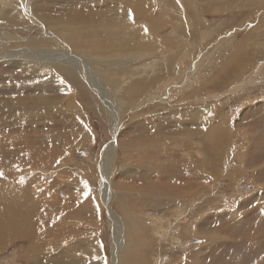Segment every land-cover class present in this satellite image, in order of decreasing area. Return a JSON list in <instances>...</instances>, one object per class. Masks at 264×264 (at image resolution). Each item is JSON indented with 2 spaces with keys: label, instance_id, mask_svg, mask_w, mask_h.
<instances>
[{
  "label": "rangeland",
  "instance_id": "374dc122",
  "mask_svg": "<svg viewBox=\"0 0 264 264\" xmlns=\"http://www.w3.org/2000/svg\"><path fill=\"white\" fill-rule=\"evenodd\" d=\"M14 1L16 4H20V0ZM73 1L75 4H80V0ZM91 1L96 12H101L106 4L112 2V0ZM120 1L121 0H119V2ZM215 1L223 2L218 4L223 8L216 10V7H212L211 11H205L204 13L199 10V2H202L200 0H152V13L155 20L161 19V21H163V23L157 28L148 26L149 21L146 17L141 16L139 12H130L125 8L122 13L120 8L118 11L103 14V16H109L110 19L113 17L120 18L121 22H119V26L125 28L124 32L125 30L128 32L127 30H130V28L133 30L132 27L140 26L143 30L142 35L143 32H146L149 36L154 37L157 45V50L152 53L151 56L136 60L137 62L132 64V66H138L137 70H141L142 74L136 73L138 75H136V80L135 78L130 80L132 84L139 83L141 86H144L139 93L143 100L147 99L152 103L145 104L143 109L127 111V109L122 108L119 111V108L114 106V102L120 104L118 99H121L119 91H117V86L108 85V91L105 90V94H107L106 101L108 104L113 105V115L117 112L119 113V118L114 119V123H116L118 130L115 139L117 145L114 147L115 155H113V158H110V161L106 160L104 163L105 171L106 169L110 171L108 184L103 185L100 182V177L106 176V172L102 169L99 163L102 160V148L112 140V122L110 123L108 120L107 115L109 113L106 114L108 109L107 104L99 99L86 82L76 83L78 86L72 88L74 90L73 93L69 92L70 89L65 90L63 95L64 99L68 100L69 97L70 101L75 99L77 105L73 108L65 107L64 109L58 107L61 109L60 114L56 111L53 112L52 110L54 108L50 105L38 110V113L30 115L32 116L31 118L28 114L27 116H29L30 120L23 122L25 117L20 118L19 120L12 117L10 111L13 108L8 112V116L11 118L10 124H13L9 126V129L15 131L12 136L14 135L15 138L19 140L18 136L23 133L25 135V140H23V142L25 145H31L28 139L35 141V138L32 134L29 137L26 136L33 133L34 128L39 126V129L43 128L45 145L50 146L52 148L50 150H55V155H58L53 159L49 158L48 160L50 163L47 161L34 171L33 167L21 164L22 166L12 167L10 172L7 173L3 169H0V173H2V175H8L15 171L14 176L16 182L18 183L17 178L21 175L19 180L23 183L22 185H30L31 188L33 186V194L39 195V197L33 202L34 205L32 204L30 207L31 214L29 215V218L31 219L33 217L31 220H38L40 217H43L42 213L44 212V215H53L54 213V217L56 218H54L55 220L53 221H55L57 225L56 227H58L56 230L61 231V237L63 238H61L59 243L57 242L56 244L51 241V244L46 245V247L49 248L47 251L53 254V256L58 255L56 258H60L59 264H110L112 247L109 236L112 235V224L111 218L106 212V207L102 204L101 196L102 190L108 193V195L113 194L109 201V207L119 216L121 214L119 211L121 204L119 203L120 201L117 200L116 189L119 191V195L122 193L121 189H123L125 194L130 199L132 198V204L128 199V203L126 202L127 204H125L128 205L129 209H127V213L129 215L137 219L140 218V220L142 219L141 221L143 223H147L151 217V219L156 220L157 222L162 221L164 225L163 229L160 228L165 234L162 238L156 236V234L154 235L151 230L152 227L148 224H145V231H139V239L143 238L142 240L146 242L144 243V246H141L140 251L132 250V257L134 258L132 264L181 263V259L178 258H186L188 251H190L191 248L193 249L194 246L197 247L200 245L199 242L203 240L201 235H196L195 233L200 232L202 234L206 231H211L217 238L215 237L211 243L203 245V264H233L231 261H240V263L243 264L245 256L247 259H253V263L263 256L260 264H264V220H259L257 222L251 221L250 225L246 226L247 218L255 219L252 211L246 214L242 222L240 221L236 223L224 218L225 216L215 217L214 214L209 213L222 209L227 204L228 206L230 205V207H235L237 202L242 203L243 201L241 205L245 207V203L251 202V199L260 198L263 199L261 201H264V188H261L263 186L261 183L254 182V186L251 184V177L248 174L245 176L236 174L239 171L237 170V167H240L236 155L240 152L242 144L248 148L251 146L247 144L251 143L255 150L248 149L250 150L248 154L258 155V159L263 157V151L259 149L261 144H259V142L257 143V139L264 142V45L262 44V42H264V35L262 34V31H264V4L263 6L258 5L257 7L252 8L256 5L247 4V2H244L243 0ZM225 2H228V5ZM50 3L44 4V2H40L38 5H34L33 14L46 15L54 18L75 16V21H73L74 24L79 25L80 23H85L83 20H80V18L85 15L77 12V9L80 7L74 6V10H72V6L68 7L66 4ZM262 3H264V1ZM172 5L173 7H171ZM61 7H68V11L63 13L59 10ZM172 8H174V10H172ZM251 9L258 10L254 12ZM4 10L10 12L11 7H8V5L7 7L4 6ZM184 20L188 23L191 21V27L187 26L188 23L183 24L181 22ZM39 21L42 22L41 19H39ZM111 21L114 22V20ZM184 25L187 27L183 28ZM26 26L28 27V30L24 29L23 25L18 24L14 19L12 20V18L9 17V13H5L4 16L0 15V33L5 32L8 35L20 37L17 39L18 42L9 43L7 46L1 48L0 52L7 48L23 46L20 45V43L23 42L27 35L40 36L44 34V29L43 31H40L41 27L35 22L29 21ZM43 27L47 32H53V29L48 27L45 22ZM250 29L253 31L251 34L247 35ZM258 29H261L262 31ZM257 31H259V33ZM230 34H233L231 35L233 38L229 42V39L226 40V38ZM242 38L244 39L242 40ZM238 41L242 42V46L239 49L240 52L238 51V55L235 56L236 58L234 57L235 61L232 63L231 61H228L229 63H226L225 61L228 59L225 58L232 56L231 54L235 50L233 52L230 51L237 48ZM252 41H254V43H252ZM256 41L259 42L257 46ZM204 44H208L205 51L207 52L210 50V54L206 55V52L201 53ZM51 47H54V45L49 46L45 44L39 48L36 47L33 50L40 52L43 49L46 50ZM253 50H255L256 53H254L255 51ZM74 54H78V52H74ZM236 61H238V63H236ZM89 62H93V58L89 59ZM223 62L224 69L220 68ZM10 63H13V61H9L5 64V68L11 71L9 74L4 73L6 70L0 71V85H28V87L32 89L38 87L39 84H44L45 87L42 95L49 98L53 97L50 91H55V88L52 86V78L49 75L45 76L44 73H41L39 74L40 78L37 75L35 76L34 73L33 76L31 74L28 78L23 79V72H20V67L12 66V64L9 65ZM239 63L241 64L240 66L243 67V74L239 70L242 75L234 80L235 77H233L234 75H232V72L237 70ZM2 64L4 67V63ZM42 66L45 68V64ZM125 68L127 75H129V73L131 74V69L128 71L129 66H125ZM192 68H194L193 70L196 69L194 73ZM95 72H97V75L99 74V71L95 70ZM11 75L12 77H10ZM119 75L121 74L119 73ZM157 78L160 80L156 83H152L153 80ZM231 81L234 83L235 88L233 92L229 90L231 84H233H230ZM62 83L66 85L63 87L62 85H57L59 95L62 93V88H65L69 84L66 78L62 79ZM183 85L187 94H180L182 91L173 92L176 89H180ZM18 87L17 90L19 92L16 94L19 96L20 88ZM30 89L27 91H31ZM192 90H194V92ZM31 95L32 94H23L22 98ZM181 96H186L185 100H181ZM138 98H140V96ZM149 98H151V100ZM140 99L138 101H140ZM20 101L23 100L21 99ZM204 105H206L208 109L203 115L210 118L214 117L215 119L218 117L217 111L219 109L220 113H222V115L224 113L225 116H223L226 117L230 115L232 111L238 110L240 105L244 106L239 112H237L238 118L235 115V121L232 120L231 124L233 126V129L231 128V130H235L238 133H234L233 131L229 132L228 137L224 139L223 143L220 146L215 147V150H211L214 153L208 150L205 142H203L204 144L198 143L197 139L199 137L197 136H199V131L202 129L200 125H195L193 120L182 121V117L177 116L182 114L183 107L184 109L185 107L198 108ZM16 106H19V104H16ZM140 112V117L134 119L131 118L132 114H140ZM11 113H16L14 114L15 116L19 115L18 112L15 111ZM148 114H151L152 116L155 115L150 122H147V117H145L148 116ZM170 115L173 116V118L168 119ZM37 117L40 118V120L37 121ZM137 118H139L140 121L144 118L143 124L145 125L141 124L136 127V122H138L136 121ZM153 118H155V121ZM188 122H192V125H188ZM152 125L154 127H152ZM2 126L3 124L1 127ZM85 126L86 128H82ZM0 131L4 134L11 132L5 130ZM244 132L249 133V141L240 138ZM173 134L175 139L173 138ZM7 136H4V138L9 139ZM163 137H167L168 139H163ZM170 138L174 140H171ZM241 141L244 142L242 143ZM56 150H59L57 151L59 154ZM11 151L12 152H9V156L11 157L10 162H13V154L16 155L15 153L18 151ZM63 151H66V153ZM157 155H159V157H157ZM245 155L247 156L246 153ZM0 158L1 160H4L3 156H0ZM258 159L252 160L251 156L248 157L246 161L247 167L249 168L252 162L257 161ZM182 162H185V164L183 165ZM44 164L49 165L45 166ZM207 176H211V179H207ZM76 177L80 179V184L85 185V197L88 199V203H85V197L80 196L77 193V189L80 188ZM215 178L219 181L210 186L211 181ZM39 181L40 183H38ZM11 182L14 181L11 180ZM181 183L185 184V192L188 193L189 186L193 190V193L191 194L192 196L190 195V198L193 201L191 202L189 217L195 218L196 224L194 225V228L189 229L190 236L193 239L190 242H185L183 237H180L186 224L182 219V216L185 211L187 212V205L183 206L184 213H178V219L176 221V219H174L176 218V211L178 209L180 211L182 210V207L180 206L182 204H180L181 200L176 204V201L178 200L175 199L176 197H172L171 199L167 197V187L168 189L170 188L169 192L175 193L176 187ZM205 185L206 187L204 188ZM40 191L45 194H41ZM252 192L257 193L250 196ZM245 196H249L250 198L244 200L243 198ZM166 200L168 201L167 204H165ZM252 201L254 202V200ZM82 204L84 206H82ZM62 207L65 210H63ZM130 209H132V211ZM247 210L251 209L245 208V211ZM130 211L133 212L132 214L134 216L130 214ZM205 211V216H202L201 220H197L200 217V214ZM69 215L73 216L71 217ZM168 220L170 224L167 223ZM43 221V223L41 222L42 224L40 223L37 225L39 227L37 229L43 230L46 227L51 226V224L49 225L45 223L46 218L43 219ZM88 221H90V223ZM70 224H72V226H70ZM174 224L178 229L172 226ZM172 228H175L177 231ZM231 228L232 230H230ZM72 229L74 231H71ZM79 229L80 231H78ZM65 230L75 234L76 239H82L85 246L76 247L75 251L72 248H67L69 247L70 240L67 238L68 235L64 232ZM86 230L89 232L87 233ZM191 230H193V232ZM170 233L172 235H169ZM167 234L170 239H168ZM239 235L242 236V238L247 237L248 243L246 244V247L241 246L242 243L237 244V242H239L238 239H240ZM29 236V238L33 237V235ZM172 236L179 239L178 242L173 241ZM82 237L86 239H83ZM87 239H89L90 242ZM98 239L99 241H97ZM22 240L23 239H18L12 242L10 241V243L2 247V250H0V264H27L25 256H30L32 249L29 248L28 244H22ZM231 240H235V243L229 244L228 241ZM112 241H115V239H112ZM94 243H97L100 247L97 244V246L94 245ZM62 248L63 250H61ZM77 248L82 249V251ZM233 250H235V252ZM246 251L249 255H246ZM100 255L104 257L102 259L103 263H99ZM74 256L76 257L74 258ZM156 258L157 260L159 259L158 262H156ZM80 260L82 262H80ZM95 260L97 261L95 262ZM130 260L131 256L127 261ZM191 262H193V260H191Z\"/></svg>",
  "mask_w": 264,
  "mask_h": 264
},
{
  "label": "bare ground",
  "instance_id": "6f19581e",
  "mask_svg": "<svg viewBox=\"0 0 264 264\" xmlns=\"http://www.w3.org/2000/svg\"><path fill=\"white\" fill-rule=\"evenodd\" d=\"M200 1H202V2H199V10L204 12V13H205V11H211L212 7H216V10L223 8V7H220L218 5V4L223 3V2H218V1L216 2L215 0H207V1L206 0H200ZM243 1L247 2V4L249 3L252 5H256V6H253L252 8L257 7L258 5L263 6V4H264V3H262L264 0H243ZM29 2H30V6H29ZM40 2L41 3L44 2V4H47L50 2L62 3V4L68 5V7L72 6L71 7L72 10H74V8H75L74 6H78L80 8L77 9V12H80L83 15H85V16H82L80 18V20H83V22H85V23H80L79 25L74 24L73 21H75V19H74L75 16H70V17L64 16V17H60V18H54V17H48L46 15H44V16L38 15V14L34 15L33 14V10H34L33 6L38 5ZM91 2H92L91 0H80V4H75L73 0H33V1H31V0H20V4H16L14 0H0V15L4 16L5 13H9V17H11L12 20L14 19L15 21H17L18 24L23 25V28L27 29V30H28V27L26 26V24H28L29 21L35 22L37 25H39L42 28V29L40 28V31H43V29H44L43 35H40V36H38V35H33V36L27 35L24 40L21 39V40H23V42H21L20 45H23V46L14 47V48H7L6 50L0 52V71L6 70V72L4 71V73L9 74L11 71H9V69L5 68L6 67L5 64H7L9 61H13V63H10L9 65L12 64V66H19L20 72H23V76H22L23 79L28 78L29 75H31V74L33 76L34 73H35V76L37 75L39 77H40L39 74L44 73L45 76L49 75L52 78V86H54V88H55L54 89L55 91H53V92L50 91V93L52 94L53 97L49 98V97H44L42 95V93L44 92V87H45L44 84H39L38 87H34L32 89H30L28 87V85H22V86L10 85V84H6L4 86L0 85V119H1L0 130L11 131L9 129V126L13 125V124H10L11 118H9L8 112L12 108L13 109L10 111V114H12V117H14L16 120H19L20 118L25 117L23 122H26V121H29L30 118L32 117L30 115H33L34 113L36 114V113H38V110H40L44 107L50 106V105L54 108L52 111L53 112L56 111L59 114L61 113L60 108L64 109L65 107H67V108L75 107L77 105V103L75 102V99L70 101V97H69L68 100H65L63 97L64 92H65V90L70 89L69 92L73 93L74 90L72 88L75 86H78L76 83L86 82L88 84L89 88L93 92L96 93V95L99 97V99H101L103 102H105L107 104L108 109L106 111L107 112L106 114L109 113L107 115L108 120L110 121V123L112 122V126H111L112 127L111 128L112 129V140L109 141L104 148H102V150H101L102 160L99 163V165L105 171V168H104L105 164L104 163L106 162V160L110 161V158H113V155H115L114 154V147H115V145H117L115 139H116V136H117L116 134H117L118 130H117L116 123H114V119L119 118L118 112L113 115V111H114L113 105L108 104V102L106 101L107 94H105L106 93L105 90L108 91V85H116L117 86V91H119L121 99H118L120 101V104H118V102H114V106L118 107L119 111L122 108L127 109V111L128 110L133 111V110L143 109V106L145 104L152 103V102L148 101L147 99L143 100L142 96L139 93L142 90V88H144V86H141L139 83H133L132 84L130 82V80H133L134 78L136 80V77L138 76L137 74H139V73L142 74L141 70L140 71L137 70L138 66L135 67V66H132V64L134 62H137L136 60L144 59V58L151 56L152 53H154L157 50V45L155 43L156 40L154 37L149 36V34H147L146 32H143V35H142L143 30L140 26L139 27H132L133 30H131V28H130V30H127L128 32H126V30L124 32L125 28H121L119 26V22H121L120 18L113 17L110 19L109 16H103V14H107L108 12H115L121 8V10H120L121 13L125 9L129 10L130 12H133V11L139 12L141 16L146 17L147 20L149 21L148 26H152V27L157 28V27H159V25H161L163 23V21H161V19L155 20V17L153 16V13H152V11H153L152 0H121L120 2H119V0H112V2L108 1L110 4H106L105 8L101 12H96L93 8V3L91 4ZM225 3L227 4L228 2H225ZM225 3H224V5H225ZM7 5H8V7L9 6L11 7L10 12H7L4 10V6L7 7ZM232 6H234V5H232ZM68 7H65V8L61 7L59 10L64 13L65 11H68ZM171 7H173V5ZM242 8H244V7H242ZM172 10H174V8H172ZM251 10L255 12L258 9H251ZM39 19H41L42 22H40ZM111 20H114V22ZM190 20H191V18H190ZM191 21L189 23L187 21L185 22V20L181 21V22L183 24L188 23L187 26L191 27V25H190ZM44 22L46 23V25L48 27L53 29V32H49V31L47 32L45 30V28L43 27ZM123 27H125V26H123ZM186 27H185V25L183 26V28H186ZM258 30L262 31L261 29H258ZM252 31L250 29L249 33L248 34L246 33V34L249 35L252 33ZM192 32H195V31H192ZM257 32L259 33V31H257ZM187 33H189V32H187ZM262 34L264 35V31H262ZM231 35H233V34H230L226 38V40L229 39V42L233 38V37H231ZM260 36H262V35H260ZM18 38H20V37H17L14 35H8L5 32L0 33V49L7 46L9 43L18 42V40H17ZM243 39L244 38H242V40ZM254 41H252V43H254ZM190 43H193V42H190ZM45 44H47L49 46L54 45V47L48 48L46 50L43 49L40 52H36L33 50L34 48H36V47L39 48L40 46L45 45ZM258 44H259V42L256 41V46ZM262 44L264 45V42H262ZM207 46H208V44H204V48L202 47L203 49H202L201 53L206 52L205 50H206ZM241 46H242V42L238 41V45L236 46L237 48H234L232 51H230V52H233L235 50L231 54L232 56L225 58V59H228L225 61L226 63L228 61H231V63L233 61H235V58H236L235 56L238 55V51L241 48ZM72 50L75 53L78 52V54H74V52ZM255 50H257V49H255ZM255 50H253V51H255ZM209 51L206 52V55L210 54ZM244 52H245V50H244ZM254 53H256V51ZM162 55H163V53H162ZM89 57L93 58V62H89V59H91ZM2 63H4V67H3ZM43 63L45 64V68L42 66V65H44ZM236 63H238V61H236ZM46 64H48V65H46ZM223 65H224V62L222 63V66L220 68L224 69ZM240 65L241 64L239 63L237 70L232 72V75H234L233 77H235L234 80L238 79L239 76H241L243 74V71H242L243 67ZM125 66H129L128 71H130V69H131V74L129 73V75H127ZM225 66H226V64H225ZM93 67H94V69H93ZM193 69L194 68H192V70ZM10 70H12V69H10ZM95 70L99 71L98 75H97V72H95ZM195 70H193V73L195 72ZM239 70L242 74L239 72ZM119 73L121 75H119ZM252 73H253V71H252ZM35 76H34V78H35ZM10 77H12V75ZM233 77H232V79H233ZM63 78H66L67 81L69 82V84L65 88H62V93L59 95V90L57 91V89H58L57 85H62V87L66 85V84L62 83ZM214 78H216V77H214ZM5 79H7V78H5ZM159 80L160 79L157 78V79L153 80L152 83H156ZM232 81L230 82V84L233 83ZM130 83H131V85H130ZM217 84H219V83H217ZM18 86H20V87H18ZM17 87L20 88L19 96L16 94L19 92L17 90ZM28 89H30L31 91H27ZM234 89L235 88H234V83H233V84H231V87L229 90H231V92H233ZM45 90H47V89H45ZM178 91H182L180 94H185L186 91L184 90V85L181 86L180 89H176L173 92H178ZM192 91L194 92V90H192ZM23 94H32V95L29 97H26V98H22ZM135 94H136V96H135ZM139 96L141 99L138 98ZM185 97L181 96V100H185ZM21 99L23 101H20ZM139 99H140V101H138ZM149 99L151 100V98H149ZM158 101H160V100H158ZM16 104H19V106H16ZM58 107H60V108H58ZM243 107L244 106L240 105L238 110L232 111V113L226 117H224L225 116L224 113H223L224 116L222 115V113H220V111H219L220 109H219L218 110L219 112L217 111V113H218L217 119H215L214 117L213 118L205 117L203 115V113L208 109L206 107V105L200 106L198 108H193V107L187 108V107H185V109H184V107H183V109H182L183 112L181 115H177L175 112L174 113L178 117L179 116L182 117V121L193 120V123L195 125H197V124H198V126L200 125V127L202 129H200L199 136H197V137H199L197 139L198 143L204 144L203 142H205L207 147H208V150L210 152L214 153L211 150H215L214 149L215 147L220 146L223 143L224 139H226L228 137L229 132L233 131L234 133H238L235 130H231V128L233 129V126L231 124H232V120L235 121L234 119H235V115L237 117V112H239V110ZM247 107H248V105H247ZM13 111L18 112L19 115L15 116L14 114H16V113H11ZM128 113H131V112H128ZM208 113H209V110H208ZM28 114H29L30 118H29V116H27ZM140 115H141V112H140V114L135 113V114L131 115V118L134 119L136 117H140ZM154 116L155 115L152 116L151 114H148V116H145V117H147L146 118L147 122H150L152 120V117H154ZM171 118H173V116L170 115V117H168V119H171ZM184 118L188 119V120H185ZM143 119L140 121V119L137 118L136 121H138V122H136L135 126L137 127V125L143 124L144 123ZM154 119L155 118H153V120ZM36 120L38 121V120H40V118L37 117ZM180 120H181V118H180ZM2 124H3V126L1 127ZM143 125H145V124H143ZM188 125H192V122H188ZM152 127H154V126L152 125ZM82 128H86V126L82 127ZM36 130H39V131H36ZM14 132L15 131H11L10 133L4 134L0 131V156H3V159H4V160H1V158H0V169H3L6 173L10 172V169L12 167H17V166H20L21 164H23L24 166L33 167V171H34L36 168L41 166L43 163H46L47 161L49 162V160H48L49 158L53 159L54 157L58 156V155L57 156L55 155L56 154L55 150L52 151V150H50V149H52L50 146L45 145V136L43 133V128L39 129V126H38L37 128H34L33 133H30L29 135L26 136V137H29L32 134V136L35 138V141L28 139L30 141L31 145H25V143L23 142V140H25L24 139L25 135L23 133H21L18 136L19 140H17L14 135L12 136V134ZM1 134H3V135H1ZM4 136L9 137V139L4 138ZM81 136H82V133H81ZM83 137H85V136H83ZM248 137H249V133L244 132L240 138L246 139L249 141L250 139ZM173 138H174V134H173ZM163 139H168V138L163 137ZM170 139L174 140L175 138L174 139L170 138ZM258 142H259V144H261L259 149L261 151H263V155H262L263 157L258 159L259 158V157H257L258 155H250V153L248 154V152L250 151L248 149H251V150L254 149L255 150V148L251 145V143L247 144V145L251 146L248 148H247V146H243L244 144H242L240 152L236 155V159L238 160V163L240 164V167H237V170H239V171L236 174H239L242 176H245L246 174H248L251 177L250 181H251L252 185L255 186L254 182L261 183L263 185L261 188H264V181H262V180H264V145H263L264 142L262 140L257 139V143ZM160 143L163 144L162 142H160ZM11 150H17L18 151L17 153H15L16 155L13 154V158H14L13 162H10L11 157L9 156V152H12ZM57 151H59V150H56V152ZM63 152L66 153V151H63ZM121 153H123V152H121ZM124 153H125V151H124ZM245 153L247 154V156L245 155ZM184 154H186V153H184ZM61 155H62V153H61ZM106 155H107V157H106ZM248 155H250L252 157V160L258 159L257 161L252 162V164L250 165L249 168L246 165L247 158L250 157ZM157 157H159V155H157ZM182 163H183V165L185 164V162H182ZM47 165H49V164H47ZM47 165H45V166H47ZM49 168H50V166H49ZM33 171H31V172H33ZM105 172H106V176L100 177V182L103 185L108 184V176L110 177V171L106 169ZM14 174H15V171H14V173L12 172L8 175H5V174L2 176L0 175V250H2L3 246L10 243V241L12 242V241H15L18 239H23L22 244H28L29 248L32 249L31 255L25 256V261L27 264H59L60 258L59 259L56 258V256L58 257V255L53 256V254H51L50 252L47 251V249H49V248L46 247V245L51 244V241L54 244H56L57 242L59 243L61 238H63V237H61V231L56 230L58 227H56L57 225H56L55 221H53V220H55L54 218H56V217H54V213L51 211L53 213V215L52 214H50V215L45 214L44 215V213H45L44 212V213H42L43 217H40L38 220H31L33 217L31 219L29 218V215L31 214L30 213L31 212L30 207L33 204V202L36 200V198L39 197V195L33 194L34 193V191H32L33 186L31 188L30 185H22L23 183L21 182V180H19L21 178V175L17 178V181H18V183H17L15 180ZM58 176H60V175H58ZM22 177H25V176H22ZM146 177H147V175H146ZM206 178L211 179V176H207ZM239 178H240V176H239ZM76 179L79 183L78 186L80 188V189H77V193L80 196L85 197L86 196L85 185L80 184V182H79L80 179H78L77 177H76ZM11 180H13L14 182H11ZM258 180H261V181H258ZM218 181L219 180H217L216 178L213 179V181H211V183H210V186H212L213 183L218 182ZM236 181H238V180H236ZM38 183H40V181ZM55 185H57V184H55ZM252 185H250V186H252ZM76 186H77V184H76ZM234 186H235V184H234ZM257 186H259V185H257ZM177 187H176L175 193L169 192L170 188L168 189V187H167V191H168L167 197L169 199H171L172 197H174V198L176 197L175 199L176 200L178 199L176 201V204L178 202H180V200H181L180 204L181 203L182 204L180 206L182 207V210L180 211L178 209L176 211V214H175L176 218H174V219H176V221L178 219L177 218L178 213H182L184 210L183 206L187 205V208H186L187 212L186 211H185V213L183 212L184 214L182 216L183 217L182 219L185 221L186 224H185V227L183 228V232H182V235L180 237H183L185 242H190L193 239L190 236L191 234L189 232V229L194 228V225L196 224V219L189 217L190 206H191V202L193 201V200H191L190 195L193 193V190L189 186L188 193L185 192L184 191V188H185L184 183L179 184ZM205 187H206V185L204 186V188ZM121 190H122V193H120V195H119V191L116 189V194H117L116 197H117V200L120 201L119 203L121 204V208L119 210L121 212V214L119 216L115 213V211H113L109 207V201L111 199V196H113V194L108 195V193H106L102 190V196H101L102 204L106 207V212H107L108 216L111 218V224H112V226H111V230H112L111 234L112 235L109 236V238L111 239L110 241H111V247H112V255H111L110 264H132L133 259H134L132 257L133 256L132 250L140 251L141 246H144V243L146 242V241L142 240L143 238L139 239V237H138L140 230L145 231V229H146L145 224H148V225H150V227H152L151 230L153 231L154 235L156 234V236H158L160 238L164 237V235H165L163 233V231L160 229V228L163 229V227H164L163 222L161 220H160L161 222H157L156 220H153L150 217V220L147 221V223H143L141 221L142 219L141 220H140V218L137 219V218L132 217L131 215H129L127 213L128 212L127 209H129V208H128V205H125V204L128 203L127 199L131 202L132 198L130 199L125 194V191L123 189H121ZM40 193H41V191H40ZM127 193H128V190H127ZM229 193H231V192H229ZM254 193H257V192H252L250 196H252ZM43 194H45V193H43ZM87 195H89V194H87ZM193 195H195V194H193ZM60 197H59V200H60ZM131 197H132V195H131ZM249 198H250L249 196H245L243 199L248 200ZM87 200L88 199L86 198L85 203L86 202L88 203ZM164 200H165V198H164ZM252 200H254V202ZM261 200H263V199H260V198L259 199H251V202H248L249 204L245 203L246 204L245 207L243 205H241L243 203V201H242V203L237 202L235 204V207H230V205L228 206V204H227L222 209H219V210H216L213 212H209V213L214 214L215 217L225 216L224 218L229 219V220L236 223V222H240V221L242 222L244 220L243 218L246 216V214H248L249 212L252 211L254 216H255V219H248V218L246 219L247 220L246 226H249L251 221L257 222L259 220H264V201H261ZM89 201H90V198H89ZM140 202H141V200H140ZM167 202L168 201L166 200L165 204H167ZM132 203L133 202H131V204ZM150 203H148V204H150ZM76 205H78V204H76ZM89 205H91V204H89ZM82 206H84V205L82 204ZM245 208L251 209V210L245 211ZM63 210H65V209L63 208ZM130 210L132 211V209H130ZM78 211H80V210H78ZM76 212H75V214H76ZM91 213H92V211H91ZM132 213L133 212H131L130 214H132ZM205 214H206V211L204 213L202 212L200 214V217L197 220H199V219L201 220L202 216L204 217ZM69 216H71V215H69ZM45 218H46L45 223H47L49 225L51 224V226L46 227L43 230L37 229V228H39L37 225H39L43 221V219H45ZM179 219H181V218H179ZM223 220H221V221H223ZM78 221H80V220H78ZM88 222L90 223V221H88ZM167 223H169V220ZM65 224H66V222H65ZM70 226H72V224H70ZM172 226L176 227L175 224ZM166 227H167V225H166ZM81 228H82V226H81ZM63 229H64V227H63ZM169 229H171V228H169ZM230 230H232V228ZM67 231L66 230L64 231L67 233V234L66 233H64V234L68 235L67 238L70 240L69 247H67V248H72L75 251L76 247L85 246L83 244L82 239L81 240L76 239L75 234H73L72 232H67ZM71 231H74V230L72 229ZM78 231H80V229ZM191 231L193 232V230H191ZM86 232H87V230H86ZM120 234H121V236H120ZM195 234L201 235V238L203 240L201 242H199L200 245H198L197 247L194 246L193 249L191 248V250L188 251L186 258H183V257L178 258V259H181V263H178V264H201L202 258H204L203 257L204 256L203 255V249H202L203 245L211 243L213 241V239H215V237H216V235L213 234L211 231H206V232H203L202 234L200 232L199 233L196 232ZM29 235H33V237L29 238L30 237ZM169 235H172V234L170 233ZM62 236H65V235H62ZM76 236H77V234H76ZM78 236H79V233H78ZM80 236H82V235H80ZM125 237H126V240H125ZM167 237H168V234H167ZM167 237H165V238H167ZM51 238H52V240H51ZM83 239H86V238H83ZM112 239L113 240L115 239V241H112ZM168 239H170V237H168ZM87 240H89V239H87ZM172 240L178 242L179 239H177L174 236L172 238ZM97 241H99V239ZM238 241L240 243L237 242V244L242 243L241 246H244V247H246V244L248 243L247 237L242 238V236H240V239H238ZM89 242H90V240H89ZM228 243L233 244V243H235V240L228 241ZM96 244L94 243V245H96ZM122 245H123V247H122ZM63 248L61 250H63ZM85 249H87V248H85ZM244 249H242V250H244ZM80 251H82V249H80ZM233 251L235 252V250H233ZM88 252H90V251H88ZM249 252H250V250H249ZM70 253H72V252H70ZM78 253H76V254H78ZM246 255H249L247 251H246ZM130 256H131V260L127 261V259ZM75 257L76 256H74V258ZM177 257H178V255H177ZM242 257H243V255H242ZM103 258L104 257L100 255L99 263H101V262L103 263V261H102ZM262 259H263V256L260 257V259H257V261L255 263H253V259H251V258L247 259V257L245 256V260H243L244 261L243 264H260V261ZM158 260L156 258V262H158ZM191 260H193V262H191ZM96 261L97 260H95V262ZM80 262H82V261L80 260ZM211 262H213V261H211ZM231 263L241 264L240 261H235V262L231 261ZM68 264H71V263H68ZM225 264H228V263H225Z\"/></svg>",
  "mask_w": 264,
  "mask_h": 264
},
{
  "label": "snow or ice",
  "instance_id": "6c2138e0",
  "mask_svg": "<svg viewBox=\"0 0 264 264\" xmlns=\"http://www.w3.org/2000/svg\"><path fill=\"white\" fill-rule=\"evenodd\" d=\"M0 175H2V173H0Z\"/></svg>",
  "mask_w": 264,
  "mask_h": 264
}]
</instances>
